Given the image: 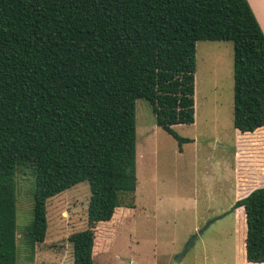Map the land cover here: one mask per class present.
I'll return each mask as SVG.
<instances>
[{
    "label": "trees",
    "instance_id": "trees-1",
    "mask_svg": "<svg viewBox=\"0 0 264 264\" xmlns=\"http://www.w3.org/2000/svg\"><path fill=\"white\" fill-rule=\"evenodd\" d=\"M197 41L233 43L243 162L247 134L264 131V35L247 0H0V264L17 260L19 170L35 177L31 254L45 240L48 199L89 182L88 226L68 239L72 264H94L96 226L136 189V100L189 142L173 126L194 122ZM238 208L245 260L263 263L264 187L237 198Z\"/></svg>",
    "mask_w": 264,
    "mask_h": 264
},
{
    "label": "rangeland",
    "instance_id": "rangeland-1",
    "mask_svg": "<svg viewBox=\"0 0 264 264\" xmlns=\"http://www.w3.org/2000/svg\"><path fill=\"white\" fill-rule=\"evenodd\" d=\"M206 44L215 47L206 50ZM195 63L194 122L173 126L189 142L180 145L156 125L149 102L136 100V189L120 193L119 213L96 226L94 264H172L194 234L180 264H255L243 261V230L232 210L238 179L257 165L253 155L238 162L235 151L243 137L233 126V43L197 41ZM15 181L16 264H72L68 236L88 226L89 182L48 199L45 240L31 254L25 234L35 177L19 170Z\"/></svg>",
    "mask_w": 264,
    "mask_h": 264
},
{
    "label": "crops",
    "instance_id": "crops-1",
    "mask_svg": "<svg viewBox=\"0 0 264 264\" xmlns=\"http://www.w3.org/2000/svg\"><path fill=\"white\" fill-rule=\"evenodd\" d=\"M247 2L249 3V6L261 28V31L264 35V0H247ZM211 42V41H209ZM211 47H215L213 44H206L205 49L207 50L208 48ZM210 51V50H209ZM241 143V144H240ZM244 145L246 146V150L245 152H248V157L250 156H255L256 158V163L257 165L252 163V168L248 171V174L250 173L251 176L254 175V178L251 179L249 182H247L248 184V191H245L244 194H242L239 197L245 196L247 195L252 189L256 188V187H264V131L263 132H254V133H250L247 134L245 140H244ZM242 146V142L239 141V139L237 140L236 143V154L237 157H239L240 154V148ZM251 158V157H250ZM240 181H238L239 183ZM238 183L237 187H238ZM243 183V182H240ZM246 183V182H245ZM236 196L235 201L237 198H239ZM240 211H242L240 208L235 209L236 215H239V213H241ZM241 251L243 252V261L245 263H251V262H247L245 260V253H244V245L241 244ZM35 254H37V248L35 246ZM34 260L36 259V255H34ZM264 263V262H263ZM255 264H261V263H255Z\"/></svg>",
    "mask_w": 264,
    "mask_h": 264
},
{
    "label": "water",
    "instance_id": "water-1",
    "mask_svg": "<svg viewBox=\"0 0 264 264\" xmlns=\"http://www.w3.org/2000/svg\"><path fill=\"white\" fill-rule=\"evenodd\" d=\"M209 223L206 224V226H208ZM202 228L201 230H199V233H201L205 228ZM197 237L196 234H194L193 236H191V238L189 239L188 243L185 245V247L183 248V250L175 257L174 261L172 264H180V260L182 258V256L185 254V252L187 251V249L192 246L194 239Z\"/></svg>",
    "mask_w": 264,
    "mask_h": 264
}]
</instances>
